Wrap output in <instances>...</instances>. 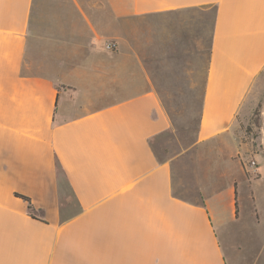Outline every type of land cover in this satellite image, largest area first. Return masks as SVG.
<instances>
[{
    "label": "crops",
    "instance_id": "1",
    "mask_svg": "<svg viewBox=\"0 0 264 264\" xmlns=\"http://www.w3.org/2000/svg\"><path fill=\"white\" fill-rule=\"evenodd\" d=\"M207 11L195 137L159 155L156 66L202 73ZM262 163L264 0H0V264H264Z\"/></svg>",
    "mask_w": 264,
    "mask_h": 264
},
{
    "label": "rangeland",
    "instance_id": "2",
    "mask_svg": "<svg viewBox=\"0 0 264 264\" xmlns=\"http://www.w3.org/2000/svg\"><path fill=\"white\" fill-rule=\"evenodd\" d=\"M210 16V11L204 12L203 51L201 57L202 73L185 71L186 66H166L162 63L159 65V67L156 66V69L159 68V72L155 74L156 85H158L163 106L166 108L172 119V124L175 131V140L170 138L168 141L165 140L163 144L156 143L155 149L156 153L159 155L166 152L175 151L178 149L180 144L189 145L194 140L199 114L200 96L202 93V89L199 87V85L200 81L203 83L205 68L208 60V42L210 35L209 31L211 27ZM163 61L164 59L161 58L160 62ZM194 67L195 66L193 65V69ZM257 109L258 108H256V110ZM254 118L255 115L253 114L251 124L247 127L242 126L244 132L252 139H255L257 136V127L254 124ZM262 170L263 198L264 169L262 168ZM246 191V188L243 186L240 187V193L242 194V197L246 196ZM242 203L243 205H246L244 200ZM258 205L264 208L263 204L260 203Z\"/></svg>",
    "mask_w": 264,
    "mask_h": 264
},
{
    "label": "built area",
    "instance_id": "3",
    "mask_svg": "<svg viewBox=\"0 0 264 264\" xmlns=\"http://www.w3.org/2000/svg\"><path fill=\"white\" fill-rule=\"evenodd\" d=\"M115 43L113 42H110L106 45V48L107 49H114L115 48ZM248 167L251 169V173L252 175H255L256 174V163L255 161L251 160L249 163H248Z\"/></svg>",
    "mask_w": 264,
    "mask_h": 264
},
{
    "label": "trees",
    "instance_id": "4",
    "mask_svg": "<svg viewBox=\"0 0 264 264\" xmlns=\"http://www.w3.org/2000/svg\"><path fill=\"white\" fill-rule=\"evenodd\" d=\"M254 115H255L254 124H255L256 127H258V118H259V110L258 109L255 111ZM22 198H24L25 200H28L25 197H22Z\"/></svg>",
    "mask_w": 264,
    "mask_h": 264
}]
</instances>
